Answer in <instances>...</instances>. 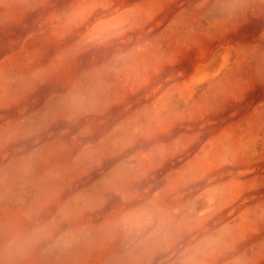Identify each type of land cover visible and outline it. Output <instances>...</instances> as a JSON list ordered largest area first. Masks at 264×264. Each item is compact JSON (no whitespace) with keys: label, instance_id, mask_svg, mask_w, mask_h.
<instances>
[{"label":"rangeland","instance_id":"1","mask_svg":"<svg viewBox=\"0 0 264 264\" xmlns=\"http://www.w3.org/2000/svg\"><path fill=\"white\" fill-rule=\"evenodd\" d=\"M102 2L49 0V11L66 16L46 24L33 9L36 0H0V264L146 259L139 240L113 239L104 228L120 202L108 181L124 166L130 179L139 177L140 190L183 183L187 177L177 171L189 122L155 131L151 113L143 114L156 97L147 63L129 61L118 74L105 71L111 52L101 42L133 19L149 27L167 24L168 41L199 53L191 63L205 64L200 79L224 65L226 83L247 89L237 147L252 163L226 177L220 192L196 201L187 214L205 223L157 251L151 264H174L206 237L193 253L203 264H264V4L254 0V11L222 33L219 21L228 13L209 11L213 0H126L121 15H101L99 30L93 31L95 24L84 31L81 25L103 12L96 6ZM101 91L103 105L97 102ZM223 142L231 156L232 134ZM170 200L183 204L188 197L177 188ZM68 201L79 215L60 231L77 230L74 242L55 244L56 235L34 249L18 242L35 227L41 206L44 215H54ZM222 206L226 211L218 215Z\"/></svg>","mask_w":264,"mask_h":264},{"label":"clouds","instance_id":"2","mask_svg":"<svg viewBox=\"0 0 264 264\" xmlns=\"http://www.w3.org/2000/svg\"><path fill=\"white\" fill-rule=\"evenodd\" d=\"M253 3L254 0H213L209 11H218L221 16L228 13L225 19L219 21L221 32L226 33L254 11ZM260 3L264 4V0ZM77 6L73 4L72 7ZM96 6L103 12L81 25L84 31L95 25L101 15L116 17L127 7L126 0H103ZM33 9L39 10L38 15L42 18L47 17L44 19L46 24L61 22L66 16V12L49 11V0H36ZM167 28V24L149 27L133 19L121 24L118 31L110 33L101 42V47L111 52V58L105 64L106 72L118 74L124 71L129 61L149 65L156 97L150 106L144 108L143 114L151 113L156 132L164 133L177 124L189 122L185 155L177 171V175L187 177L183 183L177 185L170 181L159 191L150 188L140 190L135 187L139 177L130 179L124 166L117 167L108 181L117 191L120 202L109 215L104 228L113 239L140 241L146 250V259L138 264H151L150 257L157 251H167L187 234L200 229L205 221L190 218L188 211L204 195L220 192L226 177L252 163L250 154L241 152L237 147L247 115V89L226 83L224 65L200 79L204 76L205 64L202 60L195 66L191 63L197 60L199 53L189 52L185 47L168 41L165 36ZM97 102L101 105L105 103L102 91ZM227 134H232L234 140L231 156L228 155L230 149L225 148L223 142ZM177 188L188 197L186 203L178 204L170 200L171 192ZM44 207L41 206L36 213L35 227L20 234L18 242L32 249L43 241H51L54 235L55 244L74 242L79 232L71 228L61 232L60 228L65 224L72 225L77 219L79 208L76 203L68 201L54 215L47 216L43 214ZM231 207V204L227 205V208ZM225 211L222 206L218 215ZM207 239L199 241L194 248H185L180 253L184 258H178L174 264H203L193 253ZM5 264H25V261H6Z\"/></svg>","mask_w":264,"mask_h":264},{"label":"bare ground","instance_id":"3","mask_svg":"<svg viewBox=\"0 0 264 264\" xmlns=\"http://www.w3.org/2000/svg\"><path fill=\"white\" fill-rule=\"evenodd\" d=\"M112 22L114 21L113 19L111 20ZM100 27H101V23H99V24H96L94 27H93V31H96V30H99L100 29ZM93 31H91V32H93ZM90 35H92V34H90ZM82 44V43H81ZM209 195V194H208ZM209 203V202H208ZM212 204V203H211ZM208 206V205H207ZM210 208V207H209Z\"/></svg>","mask_w":264,"mask_h":264}]
</instances>
